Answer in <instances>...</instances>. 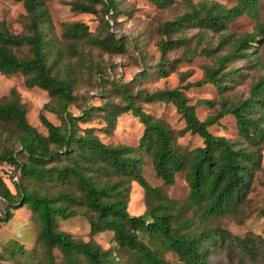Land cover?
<instances>
[{"label":"trees","instance_id":"1","mask_svg":"<svg viewBox=\"0 0 264 264\" xmlns=\"http://www.w3.org/2000/svg\"><path fill=\"white\" fill-rule=\"evenodd\" d=\"M14 1L24 6L26 32L15 34L0 26V72L6 75L21 73L27 87H38L50 98L57 99L61 105L57 110L61 122L55 125L41 114L40 121L47 130L43 135L26 121L25 105L15 89L0 97V122L3 124L0 163L16 165L20 178L37 184L25 187L16 183L15 193H12L0 177V199L5 202L0 221H9L13 210L27 205L40 221L37 240L44 253L51 257L52 251L57 249L65 264H165V252L174 253L180 264H209V245L232 235L222 228H203L198 235L192 230L183 231L190 226L191 220L182 219L178 201L147 182L139 153L151 156L154 171L163 185H172L175 175L184 172L189 187L187 203L201 209L203 218L237 211L250 191L255 172L261 167L264 72L250 84L245 98L236 102L222 99L217 108L215 101L209 99L190 104L180 87L132 93L124 86L121 89L124 104L105 102L83 109L76 116L67 110L68 104L75 100L73 80L69 74H59L58 58H52L58 39L52 36V22L44 0ZM147 1L158 8H167L175 0ZM98 3L103 5L102 17L112 19L118 13L116 0H76L71 2V8L95 13ZM186 5L184 12L163 21L158 28L161 36L159 72H165L162 65L167 61L166 54L178 48H183L184 60L196 55L211 56L213 65L204 66L201 79L186 83L184 88L210 83L221 90L225 79L234 77L237 72L236 68L225 71L224 68L234 58L250 54L253 43L260 42L253 33L233 41L222 33L243 15L256 20V28L262 31L259 0H235L230 7L207 0L186 2ZM109 21L103 19L107 28L103 34L91 33L83 22L65 24L62 36L69 51L74 53L76 45L85 42L110 54L124 52L125 42L108 30ZM42 27L47 28V34ZM191 28L199 30V41L208 31L220 36L216 44L207 40L204 46L192 47L184 35ZM20 47L26 48V55L18 56L14 52ZM138 101L173 104L184 126L177 131L172 129L162 119L146 113ZM198 105L215 110L200 120L195 113ZM124 112H131L142 124L137 147L105 144L93 127L80 128L78 125V121H86L96 113L110 127ZM225 115L235 119L240 141L209 131V127L218 124ZM185 133L200 137L202 145L191 150L181 148L177 138ZM12 139L17 141V153L24 160L19 161L14 150L5 145ZM132 182H136L149 199L148 208L138 215H130L127 211ZM78 215L87 220L90 235L112 232L116 247L103 249L91 240L72 238L58 228L59 220ZM144 236L156 238L157 248L146 243ZM233 237L245 249L254 243L249 237Z\"/></svg>","mask_w":264,"mask_h":264},{"label":"rangeland","instance_id":"2","mask_svg":"<svg viewBox=\"0 0 264 264\" xmlns=\"http://www.w3.org/2000/svg\"><path fill=\"white\" fill-rule=\"evenodd\" d=\"M76 0H44L46 9L52 22V32L58 41L52 58H58L59 74H69L73 80L72 94L75 100L68 104L67 110L73 115H79L83 109L91 106H101L103 103L124 104L121 89L127 86L132 93L139 90L152 92L160 89L180 87L189 99L190 104L198 100L209 99L215 101V108L222 99L236 102L248 95L249 86L264 72V0H259V23L262 31L256 28V20L243 15L229 24L222 34L227 35L230 41L243 37L246 33H253L260 40L254 42L251 53L243 58H234L225 70L236 68L234 77H227L224 87L218 90L213 84L185 87L188 82H195L203 76L204 66L213 65L214 59L207 55H196L184 60L183 48L169 51L167 61L163 63L164 73H160V51L158 48L161 36L158 32L160 24L181 14L186 9V2L197 3L202 0H175L167 8H158L147 0H116L118 13L110 19L102 17L103 5H96L95 13H86L73 10L71 2ZM215 1L226 7L234 5L235 0H207ZM103 19H109V31L125 42V51L110 54L85 42L76 45V51L70 52L67 41L62 36L65 24L83 22L93 34H103L107 28ZM26 12L22 2L14 0H0V26H5L10 32L18 34L26 32ZM47 34V28L42 27ZM192 47L204 46L210 40L216 44L219 36L208 31L199 41V30L188 29L184 33ZM199 43V44H198ZM58 49V50H57ZM18 56L27 54L25 47L14 49ZM226 51H221L225 53ZM15 89L21 102L26 108V121L39 133L46 135L47 130L40 121L43 114L47 120L55 125L60 124V103L52 99L47 92L38 87H27L25 77L21 73L6 75L0 72V97L8 95ZM142 109L165 121L172 129L179 130L184 126L175 107L171 103L137 102ZM48 104V108L44 105ZM215 108L206 105L195 107L196 116L203 120L212 114ZM98 112V111H95ZM100 114V113H99ZM0 122V132L2 130ZM80 128L93 127L99 139L108 145H127L137 147L142 134V124L131 112L121 113L113 126L108 127L100 115L94 114L86 121H78ZM108 128V130L104 129ZM214 135L224 136L230 140H239L235 119L225 115L218 124L209 127ZM4 135V133L2 134ZM178 145L183 149L191 150L202 145L197 135L185 133L177 138ZM17 154L19 161L24 160L18 154L19 146L14 139L5 142ZM261 167L254 174L250 191L237 211L225 216L203 218V211L187 203L189 187L184 172L175 175L172 185H163L162 180L154 171L151 156L141 154L142 174L147 182L160 188L169 198L179 202L178 208L184 220H191L189 227L183 231L192 230L197 235L203 228L213 230L222 228L232 237L226 240L218 239L216 244L209 245V264H264V143L261 144ZM0 177L12 193H15V184L25 187L36 186L35 182L20 178L19 170L14 164L0 163ZM55 189V188H54ZM53 190V189H52ZM149 199L143 189L136 183L130 184L129 202L127 211L130 215H138L148 208ZM5 202L0 199L1 209ZM40 221L37 215L27 205L12 211V217L7 222L0 221V262L4 264H65L57 249L48 257L37 240L40 231ZM58 228L68 233L72 238L83 241H93L103 249L115 248L113 233L105 231L90 235L89 225L84 216L78 215L58 221ZM239 238L249 237L252 243L247 249L243 248ZM144 241L157 248V239L148 236ZM165 264H180L177 256L172 252L163 254Z\"/></svg>","mask_w":264,"mask_h":264}]
</instances>
